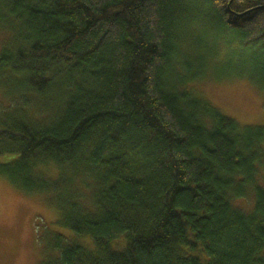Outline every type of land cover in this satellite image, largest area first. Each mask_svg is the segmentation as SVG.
<instances>
[{
  "label": "trees",
  "instance_id": "16d2710c",
  "mask_svg": "<svg viewBox=\"0 0 264 264\" xmlns=\"http://www.w3.org/2000/svg\"><path fill=\"white\" fill-rule=\"evenodd\" d=\"M0 35V173L73 234L39 264H264V126L196 88L264 92V0H0Z\"/></svg>",
  "mask_w": 264,
  "mask_h": 264
},
{
  "label": "rangeland",
  "instance_id": "374dc122",
  "mask_svg": "<svg viewBox=\"0 0 264 264\" xmlns=\"http://www.w3.org/2000/svg\"><path fill=\"white\" fill-rule=\"evenodd\" d=\"M189 32V36L196 39L191 40V48L182 46L180 50L191 60L190 51L197 41L211 45L212 40L201 39L200 31ZM184 35H187L186 32ZM2 37L0 35V44L4 40ZM213 47L216 50L214 45ZM221 48L222 45L217 46L212 65L214 62H227L225 51H221ZM183 64L185 65V61L180 65ZM226 71L223 67L217 71L212 68V73L219 76ZM196 88L208 101L241 125L264 126V92L248 81L231 76L221 81L209 78V81L198 84ZM9 96L12 97L8 91L4 94L3 87L0 86V114L4 107L7 108ZM13 97H16V94ZM11 108L12 114L14 109ZM12 159V156H0V171L3 165ZM57 218V213L41 199L25 196L0 173V264H39L46 253V244L51 233L65 237L73 235L56 224Z\"/></svg>",
  "mask_w": 264,
  "mask_h": 264
}]
</instances>
